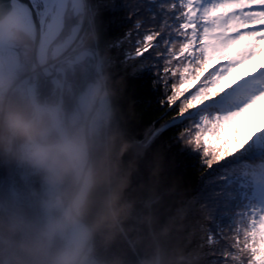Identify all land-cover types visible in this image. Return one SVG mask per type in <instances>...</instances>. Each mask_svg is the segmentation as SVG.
<instances>
[{"label":"trees","instance_id":"16d2710c","mask_svg":"<svg viewBox=\"0 0 264 264\" xmlns=\"http://www.w3.org/2000/svg\"><path fill=\"white\" fill-rule=\"evenodd\" d=\"M83 2L87 15L76 49L88 46L96 51L110 103L105 122L90 137L91 184L86 220H94L109 206L116 212L115 220L106 221L93 236L97 264H208L209 254L218 256L226 243L221 240L209 246V229L221 224L224 235L230 236L229 229L234 226L221 220L223 213L216 215L222 195L216 187L220 179L214 171L217 166L207 168L198 153L176 139L182 125L163 131L148 147L140 143L151 126L159 128L177 110L176 106L169 109L166 103L161 104L165 88L158 83L157 75L142 67L153 64V59L124 62L125 51H134L135 41L154 25L147 11L148 0ZM79 17L83 19L82 12L73 14L71 8L67 9L54 43L70 32ZM138 21L142 22L139 29ZM20 36L25 53L21 55L24 65L18 76L29 70L31 57V40L27 35ZM47 55L50 59L49 50ZM63 69V124L66 131L80 134L87 113L78 104V97L94 83L91 60L86 57L73 65H63ZM9 89L5 100L0 92V109L17 106L30 111L23 85ZM35 98L53 105L58 99L57 89L39 77ZM73 112L78 116L72 117ZM51 135H58L54 128ZM73 184L74 179L69 177L60 190L71 194ZM9 189H15L33 207L47 192L33 169L0 152V193ZM239 210L234 209L230 215Z\"/></svg>","mask_w":264,"mask_h":264},{"label":"snow or ice","instance_id":"6c2138e0","mask_svg":"<svg viewBox=\"0 0 264 264\" xmlns=\"http://www.w3.org/2000/svg\"><path fill=\"white\" fill-rule=\"evenodd\" d=\"M148 4L154 25L135 41L134 51H125L124 62L153 59L142 67L165 88L161 104L177 110L159 128L151 126L140 143L148 147L163 131L182 125L176 139L207 168L217 166L222 195L216 215L223 213L221 220L234 225L230 236L221 224L209 229V246L226 243L218 256L209 254L208 264H264V0ZM257 57L258 67L228 79ZM249 121L254 131H247Z\"/></svg>","mask_w":264,"mask_h":264},{"label":"clouds","instance_id":"9594fccd","mask_svg":"<svg viewBox=\"0 0 264 264\" xmlns=\"http://www.w3.org/2000/svg\"><path fill=\"white\" fill-rule=\"evenodd\" d=\"M0 29L10 39L19 38L8 17H0ZM0 112V152L33 169L47 188L35 207L15 189L0 193V264H97L93 236L115 220L116 212L109 206L86 222L87 183L71 194L60 190L69 177L80 178L83 138L73 131L52 136V108L9 106Z\"/></svg>","mask_w":264,"mask_h":264},{"label":"water","instance_id":"95a60500","mask_svg":"<svg viewBox=\"0 0 264 264\" xmlns=\"http://www.w3.org/2000/svg\"><path fill=\"white\" fill-rule=\"evenodd\" d=\"M50 5H52L53 0H50ZM69 0H58L55 4V11L59 25L54 34L48 33L47 23L51 21V16L48 22L45 24L44 18L45 14L42 16L38 15L36 10L34 0H0V17H8L9 20L16 16L15 13L21 14L25 17L27 21L26 28L15 25L19 30L25 32L32 44V66L31 74L32 78L29 83L26 85L27 94L29 96L30 103L33 108L38 106L35 103L34 99V84L37 81L38 75L51 80L55 85L61 88V82L57 79L56 75L58 72H63L59 67L65 62H78L88 56L91 59V71L95 80L94 86V95L91 94V107L86 115L84 126L82 130L81 137L83 138L85 144V152L81 162V172L79 180H74V187L72 192L78 190L81 186L87 183V191L91 184V146H90V137H91V128H92V119L98 108L104 113H108L109 110V99L105 90L104 82L101 78L100 68L98 63V58L95 51L90 47L81 48L74 51L71 54L66 55L65 57L53 62L48 65L47 60V50L49 44L52 42L53 38L60 32V29L63 26V18L65 11L68 7ZM80 6H82V0H79ZM14 25V24H13ZM4 30L0 29V47H4L7 36L3 35ZM70 43L65 44L64 47L69 46ZM61 49V48H60ZM5 50V49H4ZM72 58V59H71ZM61 92L59 94L58 104L52 109L56 112V123L55 128L60 134L65 131L64 125L61 119L58 117L57 113L60 109V104L62 101ZM86 222H88L86 220ZM93 243V240H92ZM158 264V261H156Z\"/></svg>","mask_w":264,"mask_h":264},{"label":"rangeland","instance_id":"374dc122","mask_svg":"<svg viewBox=\"0 0 264 264\" xmlns=\"http://www.w3.org/2000/svg\"><path fill=\"white\" fill-rule=\"evenodd\" d=\"M83 1L84 0H82V6H80L79 0H69L67 9L71 8L73 14L82 12L83 19H82V17H79L77 24H74L72 29L70 30V32L67 33L62 38V40H60L59 42H55L54 43V40L59 35L60 32L53 38L52 42L48 46V50L50 51V59H48V55H47V60H46L48 65L52 64L53 62L65 57L66 55L71 54V53H73L74 51L77 50L76 46H77V44H78V42L80 40L79 34H80L81 24L84 23L86 15H87V9H84V2ZM50 2H51L50 0H43V3H42L41 0H34V4H35L36 10H37L39 16H42L43 14H45L46 10H48L47 7L50 6ZM54 6H51L50 9L52 11H50L49 13H47L45 15V18H44L45 24L50 19L51 12L55 11V7ZM67 9H66V11H67ZM63 21H64V18H63ZM61 29H60V31H61ZM18 32H19V38H16V39L8 38L6 40V42H5L4 47H0V50H2L4 52L3 53L4 56H0V92H2L1 93L2 95L4 94L3 99L5 100L6 96H7V93L10 90L9 88H13L16 85H18V86L23 85V89H24L25 95L27 96V99H28V101L30 103L29 96L27 94L26 85H27V83H29L31 81V78H32V74H31L32 73L31 72L32 57H30L29 70L26 73H23L20 76H18V71L20 70L21 66L24 65V63L21 62V55H24V53H25L24 48H23L24 44H21V39H20L21 36L20 35H22V34L27 35L25 32H23V31H21L19 29H18ZM67 43H70V45L67 46V47H64V44H67ZM85 47H88V46H84V47H81V48H85ZM81 48H79V49H81ZM90 48H92V47H90ZM92 49L94 50V48H92ZM48 50H47V53H48ZM95 53H96V51H95ZM96 55H97V53H96ZM31 56H32V44H31ZM86 57L89 58L88 56H86ZM261 59H262V57H257L256 60L253 61V63L251 65H245L242 68L241 67H237L231 73V75L229 76L228 79L230 81L231 80H235L239 76H242V75L252 71L253 68L259 66V64L261 62ZM82 60H84V59H82ZM75 63H78V62H74V63L65 62V63H63V64H61L59 66L63 72L62 73L58 72L56 77L61 82V88L59 86L55 85L51 80L46 79V78L38 75V78L42 77L45 80H48L50 83H52L53 88L57 89V94H58L57 102L55 104H53V105H50V104H47V103H39V102H37L36 98H35V87H36V83H37V81H36V83L34 84V99H35V103L39 107L53 108L54 106H56L58 104L59 94L61 92V95H62L63 84H64V81H65V72H64V69H63V65H66V64L73 65ZM38 78H37V80H38ZM93 79H94V77H93ZM94 84H95V80H94V83L92 85L90 84L89 87L87 88V90H85L84 93L81 94L78 97V104L81 106V108L83 110H86L85 111L86 113H88V111H89V109L91 107V104H92L91 103V94L94 95V92H93L94 90L91 87ZM30 106H31V110L30 111H32L33 110V106H32L31 103H30ZM57 115H58V117L61 119V121L63 123L62 101H61L60 109L58 110ZM76 115L78 116V114L76 112H73V116L72 117H75ZM107 115H108V113L102 112V110L100 108L97 109V111L95 112V114L93 116V119H92L91 135H92V132H95V133L99 132L102 123L105 122V120H106ZM85 118H86V116H85ZM257 120H260V117H257ZM84 121H85V119H84ZM261 123L264 124V120H261ZM83 126H84V122H83V125H82V129H81L80 135L82 134ZM53 128L56 130L55 127H53ZM64 128H65V126H64ZM246 128H247V131L255 130V127H254V125L252 124L251 121H249V123L246 124ZM65 131H66V129H65ZM247 131L244 133L245 135H246ZM56 132L59 135L57 130H56ZM73 187H74V184H73ZM72 190H73V188H72ZM71 193H72V191H71ZM155 264H156V262H155Z\"/></svg>","mask_w":264,"mask_h":264},{"label":"bare ground","instance_id":"6f19581e","mask_svg":"<svg viewBox=\"0 0 264 264\" xmlns=\"http://www.w3.org/2000/svg\"><path fill=\"white\" fill-rule=\"evenodd\" d=\"M43 2V0H41ZM58 2V0H53L52 5H50L48 8V10H46L45 15L47 13H49L50 11H52L50 9L51 6H54L56 3ZM55 7V6H54ZM16 16H14V18H11L9 21L11 24L20 26L22 28H26L27 26V21L25 20V17L21 16V14L19 13H15ZM47 28H48V33L50 34H54L56 32V29L59 25V21L57 20V16L56 13L54 14V12H51V21H49L47 23ZM93 90L95 89L94 86L91 87ZM94 92V91H93Z\"/></svg>","mask_w":264,"mask_h":264},{"label":"flooded vegetation","instance_id":"af4514ba","mask_svg":"<svg viewBox=\"0 0 264 264\" xmlns=\"http://www.w3.org/2000/svg\"><path fill=\"white\" fill-rule=\"evenodd\" d=\"M43 3V2H42ZM64 46H65V44H64ZM75 49V48H74ZM78 50V49H77ZM4 52L2 51V50H0V56H4V54H3ZM81 61V60H80ZM79 62V61H78Z\"/></svg>","mask_w":264,"mask_h":264}]
</instances>
